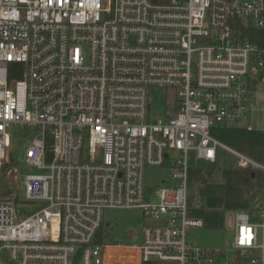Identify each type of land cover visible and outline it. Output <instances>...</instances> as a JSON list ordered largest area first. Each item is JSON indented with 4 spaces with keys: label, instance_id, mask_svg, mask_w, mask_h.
I'll list each match as a JSON object with an SVG mask.
<instances>
[{
    "label": "built area",
    "instance_id": "built-area-1",
    "mask_svg": "<svg viewBox=\"0 0 264 264\" xmlns=\"http://www.w3.org/2000/svg\"><path fill=\"white\" fill-rule=\"evenodd\" d=\"M264 0H0V168L9 127L35 126L25 151L37 171L24 198L0 199V264H232L188 229V173L218 148L262 173L248 208L227 210L230 251L264 264V162L224 144L217 127H245L264 85ZM173 110L151 113L149 88ZM264 130V127L260 128ZM169 162V185L147 200L145 170ZM105 208L141 209L140 244L102 241Z\"/></svg>",
    "mask_w": 264,
    "mask_h": 264
},
{
    "label": "rangeland",
    "instance_id": "rangeland-1",
    "mask_svg": "<svg viewBox=\"0 0 264 264\" xmlns=\"http://www.w3.org/2000/svg\"><path fill=\"white\" fill-rule=\"evenodd\" d=\"M175 101L176 96L171 89L158 86L149 88L150 114H165V112L173 110ZM253 104L261 106L263 109L258 112H249L248 118L239 124H251L254 128H262L264 126V85L257 86L250 91L249 105ZM8 132L10 134L9 158L3 162L0 168V199L18 201L24 198L21 178L27 173L37 171L25 161V151L30 141L38 133V129L33 125L27 127L16 123L9 127ZM10 161L12 165L4 167ZM189 162L191 167H212L214 170L208 178V181L212 182V180H218V169L236 165L237 159L232 153L219 147L216 163L195 159L193 151L190 152ZM171 175L172 167L169 162L162 166H149L146 168L147 200L151 199V193L160 185L170 184ZM9 188L11 190L8 193L2 194L8 191ZM189 198V202L193 206L196 207L200 204L196 186L189 187ZM152 223L154 221L146 217L143 211L138 208H105L103 211L102 241L106 243L140 244L143 227ZM228 226L229 219L221 227H191L188 229V236L194 240L199 238V241L196 242L198 246L209 249H225L227 251L226 260L232 264H250L248 259L238 258L233 251H230L233 235ZM220 264H224V262H220Z\"/></svg>",
    "mask_w": 264,
    "mask_h": 264
},
{
    "label": "trees",
    "instance_id": "trees-1",
    "mask_svg": "<svg viewBox=\"0 0 264 264\" xmlns=\"http://www.w3.org/2000/svg\"><path fill=\"white\" fill-rule=\"evenodd\" d=\"M244 34L251 41L264 46L263 31L247 27ZM211 133L229 147L254 160L264 161V130H248L241 126L217 127L213 128ZM11 165L10 161L4 167ZM213 170L210 166L189 169V187L196 186L200 198L198 206L195 207L189 202V207L191 216L202 218L206 227H221L227 210L248 208L251 202L257 198L262 184V173L251 168L232 165L218 169V180L209 182L208 178L212 175ZM10 190L9 188L2 194H6Z\"/></svg>",
    "mask_w": 264,
    "mask_h": 264
},
{
    "label": "crops",
    "instance_id": "crops-1",
    "mask_svg": "<svg viewBox=\"0 0 264 264\" xmlns=\"http://www.w3.org/2000/svg\"><path fill=\"white\" fill-rule=\"evenodd\" d=\"M250 112L251 111H256V112H258L259 110H261V109H263L261 106H255L254 104L253 105H250ZM262 127H264V126H262ZM258 129H260V127H258Z\"/></svg>",
    "mask_w": 264,
    "mask_h": 264
}]
</instances>
